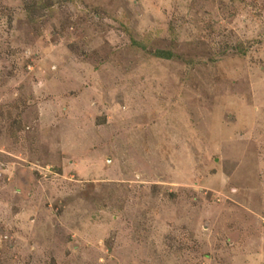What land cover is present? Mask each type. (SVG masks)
<instances>
[{
	"label": "rangeland",
	"instance_id": "obj_1",
	"mask_svg": "<svg viewBox=\"0 0 264 264\" xmlns=\"http://www.w3.org/2000/svg\"><path fill=\"white\" fill-rule=\"evenodd\" d=\"M0 264H264V0H0Z\"/></svg>",
	"mask_w": 264,
	"mask_h": 264
},
{
	"label": "trees",
	"instance_id": "obj_2",
	"mask_svg": "<svg viewBox=\"0 0 264 264\" xmlns=\"http://www.w3.org/2000/svg\"><path fill=\"white\" fill-rule=\"evenodd\" d=\"M36 6L34 8H36ZM38 6L42 7V4L39 3ZM153 56H155L158 59H162V60H169V59H172V57H174V55L170 51H158V50L153 53Z\"/></svg>",
	"mask_w": 264,
	"mask_h": 264
}]
</instances>
